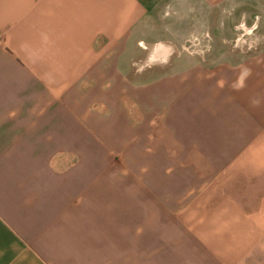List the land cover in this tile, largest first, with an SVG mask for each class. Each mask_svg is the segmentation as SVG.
Wrapping results in <instances>:
<instances>
[{"label":"crops","instance_id":"1","mask_svg":"<svg viewBox=\"0 0 264 264\" xmlns=\"http://www.w3.org/2000/svg\"><path fill=\"white\" fill-rule=\"evenodd\" d=\"M261 19L0 0V264H264Z\"/></svg>","mask_w":264,"mask_h":264},{"label":"rangeland","instance_id":"2","mask_svg":"<svg viewBox=\"0 0 264 264\" xmlns=\"http://www.w3.org/2000/svg\"><path fill=\"white\" fill-rule=\"evenodd\" d=\"M263 22H264V19H261ZM255 31V30H254ZM190 36L192 35H189L187 38H189ZM237 35H235L236 37ZM249 37L252 38V40H255V41H264V33H261V30H259L257 33H254V34H251L250 36L246 35L245 37L242 38V40H246V41H249ZM186 38V39H187ZM197 42V41H196ZM184 42L181 43V45L183 44ZM181 45L178 46L177 48H173L174 52L173 54H178L179 51L181 54H187L188 55V52L191 50V49H184L183 50H180L181 49Z\"/></svg>","mask_w":264,"mask_h":264},{"label":"built area","instance_id":"3","mask_svg":"<svg viewBox=\"0 0 264 264\" xmlns=\"http://www.w3.org/2000/svg\"><path fill=\"white\" fill-rule=\"evenodd\" d=\"M196 40H197L196 38L188 39L187 44L183 48L184 49H189L191 46H193V45H195L197 43Z\"/></svg>","mask_w":264,"mask_h":264}]
</instances>
